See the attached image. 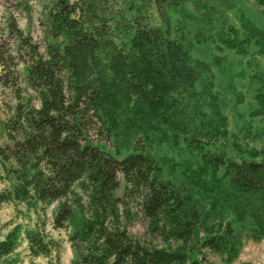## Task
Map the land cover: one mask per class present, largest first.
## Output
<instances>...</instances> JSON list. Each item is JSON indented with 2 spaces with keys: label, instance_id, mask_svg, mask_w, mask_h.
<instances>
[{
  "label": "trees",
  "instance_id": "trees-1",
  "mask_svg": "<svg viewBox=\"0 0 264 264\" xmlns=\"http://www.w3.org/2000/svg\"><path fill=\"white\" fill-rule=\"evenodd\" d=\"M252 1L264 17V0ZM42 27V45L11 13L0 29V90L14 101L5 117L0 107V207L36 215L32 228L15 224L0 238V264L15 263L23 240L31 258L59 264L60 244L44 220L50 207L72 264H205L192 257L196 248L233 261L240 242L232 224L205 226L198 206L135 141L158 127L185 133L179 98L197 86L207 92L214 78L207 46L244 56L254 46L264 55V30L235 0H51ZM213 62L232 78V60ZM252 78L262 103L264 81ZM183 140L235 221L264 241V161L211 153L194 135ZM138 220L143 235L132 231Z\"/></svg>",
  "mask_w": 264,
  "mask_h": 264
},
{
  "label": "rangeland",
  "instance_id": "rangeland-1",
  "mask_svg": "<svg viewBox=\"0 0 264 264\" xmlns=\"http://www.w3.org/2000/svg\"><path fill=\"white\" fill-rule=\"evenodd\" d=\"M259 28L264 30V17L259 13L252 0H235ZM51 0H0V29L7 13L13 14L19 28L42 45V24L46 20ZM230 23L238 27L235 11L228 12ZM157 22L155 15L153 23ZM207 62L212 65L214 74L211 87L207 92L197 86L195 91L184 93L179 98L185 133L179 137L169 134L162 127L153 128L138 136L136 148L148 151L158 161L163 171V178L179 187L181 192L193 201L204 215V225L209 227L218 222L231 223L240 242L237 257L227 261L224 253H211L207 249L196 248L192 257L201 259L205 264H264V241L255 242L249 237L248 226L235 221L234 215L225 208L218 194L216 185L208 175L200 174L196 158L190 155L184 145L183 137L194 135L204 142L205 147L214 154H224L235 161H264V102L258 101L259 81L252 76H259L264 81V55L256 53L251 46L247 55L237 54L226 48H217L209 44L206 48ZM225 57L234 63L232 78H224L213 60ZM14 104L9 91L0 90V107L3 117ZM96 142L111 143L104 136L90 133ZM6 142L0 132V145ZM220 173H218V176ZM123 186V182L121 181ZM3 185L0 183V189ZM121 191V190H120ZM119 191V193H120ZM45 209L44 220L50 235L59 242V264H72L73 254L66 240L64 231L50 227L51 210ZM36 215L26 210L24 205L4 204L0 207V238L15 224L32 228ZM144 224L138 220L133 226L134 233L143 235ZM199 239L204 236L199 229ZM14 264H51L43 257L31 258L26 242L23 240L10 256Z\"/></svg>",
  "mask_w": 264,
  "mask_h": 264
}]
</instances>
